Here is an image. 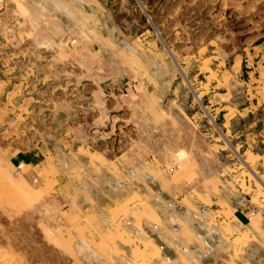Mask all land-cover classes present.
<instances>
[{
	"label": "rangeland",
	"instance_id": "374dc122",
	"mask_svg": "<svg viewBox=\"0 0 264 264\" xmlns=\"http://www.w3.org/2000/svg\"><path fill=\"white\" fill-rule=\"evenodd\" d=\"M41 3L33 13L59 17L60 35L96 46V58L80 62L98 70L106 64L102 76L124 69L125 96L142 81L155 89L140 137L152 153L175 155L164 167L168 178L183 170L184 152L193 153L209 198L168 191L149 167L129 188L112 182L110 192L92 191L98 197L82 200V208L72 186L62 198L55 184L13 178L0 164V264H233L218 221L229 213L216 211L228 204L251 221L264 208V0ZM248 255L252 264L264 263L261 247Z\"/></svg>",
	"mask_w": 264,
	"mask_h": 264
},
{
	"label": "crops",
	"instance_id": "0c3cea01",
	"mask_svg": "<svg viewBox=\"0 0 264 264\" xmlns=\"http://www.w3.org/2000/svg\"><path fill=\"white\" fill-rule=\"evenodd\" d=\"M34 5L44 6L41 0H0V136L4 144L0 164L9 168L13 178H39L42 186L55 184L54 191L62 198H70L66 189L72 186L76 204L82 208V200L94 202L98 197L92 191L110 192L112 182L129 188V179H143L149 167L168 191L199 190L202 198H209L208 180L200 172L203 163L193 153L178 157L183 170L168 178L164 167L176 162L175 155L152 153L140 137L146 104H156L155 89L142 81L136 92L125 96L124 69L119 68L117 77L102 76L98 72H106V64L98 70L96 65L80 62L81 56L96 58V46L81 40L72 43L71 37L60 35L65 34L58 26L60 18L36 16ZM96 32L89 33L94 40ZM18 166L23 167L21 171ZM190 186L196 190H188ZM223 210L216 213H229L218 220L222 236H229L231 243L227 261L252 264L247 259L250 247L264 249V208L251 221L244 209L225 204Z\"/></svg>",
	"mask_w": 264,
	"mask_h": 264
},
{
	"label": "built area",
	"instance_id": "2783aa9c",
	"mask_svg": "<svg viewBox=\"0 0 264 264\" xmlns=\"http://www.w3.org/2000/svg\"><path fill=\"white\" fill-rule=\"evenodd\" d=\"M254 215H255V213H252V214L249 216V219H251V217L254 216Z\"/></svg>",
	"mask_w": 264,
	"mask_h": 264
}]
</instances>
